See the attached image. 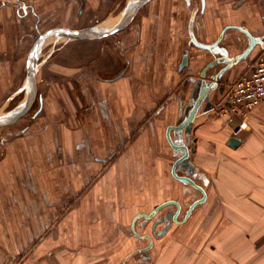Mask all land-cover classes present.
Returning a JSON list of instances; mask_svg holds the SVG:
<instances>
[{"label":"crops","instance_id":"crops-1","mask_svg":"<svg viewBox=\"0 0 264 264\" xmlns=\"http://www.w3.org/2000/svg\"><path fill=\"white\" fill-rule=\"evenodd\" d=\"M150 1L152 6L143 10L144 4L127 25L138 16L132 45L113 46L122 58L108 45L110 64L96 65L97 73L88 75L94 83L90 91H75L71 98L69 90H61L65 95L58 103L49 89V115L57 104L72 113L60 107L66 120L59 123L50 115L48 139L40 144L36 136L15 138L0 156V264H264V103L242 122L201 109L191 133L171 130L173 140L189 144L191 176L206 192L187 217L203 193L175 176L180 151L167 136L168 127L182 119L181 102L190 101L194 80L221 56L195 41L213 43L226 29L219 45L235 56L250 44L245 29L260 38L222 76L213 101L231 87L242 70L237 64L253 61V66L264 57V0ZM2 44L0 36V57ZM30 51L17 91L27 96ZM104 69L112 78L100 75ZM232 135L239 144H230ZM179 173H185L182 167ZM173 201L181 204L178 220L159 222L154 231L159 217L177 211Z\"/></svg>","mask_w":264,"mask_h":264},{"label":"rangeland","instance_id":"rangeland-1","mask_svg":"<svg viewBox=\"0 0 264 264\" xmlns=\"http://www.w3.org/2000/svg\"><path fill=\"white\" fill-rule=\"evenodd\" d=\"M127 1L0 0V6H2L0 10L3 11L0 19V36L3 39L2 46L4 50L2 57H0L2 59V63H0V114L21 106L27 99L25 91H19V93L17 91L21 89L25 81L28 52L38 39L40 32L55 26L83 28L99 25L110 18L117 20L120 18ZM152 3L151 1L146 3L143 10L150 8ZM137 20L138 16L129 27L126 26L114 36L103 39L68 40L64 37L58 40L55 37L49 38L50 40L42 46L37 80L38 92L31 108L17 122L0 126V156L10 151L11 143L14 142L15 138L27 136L32 138L36 136L40 139V144H42L43 138L48 139L51 135L50 129H48V124L51 121L50 115L52 120L55 118L54 121L59 123L66 120L63 118L64 113L66 115L72 113L70 109H62L61 105L57 104L55 113L49 115L48 102L46 101L49 89H51V93H54V99L58 103L62 98L59 95L61 94L63 97L65 95L61 90H69L71 98H73L75 91L83 89L90 91L94 83L88 75L92 76L97 73L96 65L107 68L110 64L108 54H106L109 46L116 53L117 51L113 46L118 48L123 42L127 48L132 45V41H130V38L133 40L131 30L132 27H135L134 24ZM91 44L94 48L91 47ZM97 44L98 50L95 48ZM49 54H51V58H48ZM117 54L119 55L118 52ZM123 55H119L120 58ZM252 62L237 64L242 70L237 71L236 77L249 71ZM107 70L104 69L103 72H100V75L105 78L108 76L112 78L114 74L108 73ZM239 72L241 73L239 74ZM41 94L45 97V106H42ZM222 94L217 93L216 97L222 96ZM85 104L87 102L84 100V110ZM60 107L61 112L64 111L62 115L59 114L61 113L59 112ZM79 116L78 113L76 117L79 118ZM55 131L59 132L58 129ZM16 147L20 152L26 149L21 144L16 145ZM39 147L42 152L43 145H39Z\"/></svg>","mask_w":264,"mask_h":264},{"label":"water","instance_id":"water-1","mask_svg":"<svg viewBox=\"0 0 264 264\" xmlns=\"http://www.w3.org/2000/svg\"><path fill=\"white\" fill-rule=\"evenodd\" d=\"M150 0H137L131 2L127 9L124 12V16L113 26L108 28H99L98 25L93 26H87L83 28H71V27H54L50 28L44 32H42L38 39L35 41L29 57H28V96L25 102L16 110H13L11 112H8L0 117V126L4 125H10L15 122H17L19 119H21L31 108L32 103L34 102V99L37 96L38 92V86L36 81V74H37V60H38V54L40 47L42 46L43 42L50 38V37H56L58 39L60 38H67V39H98V38H105L108 37L111 34L116 33L117 31L121 30L125 26H127L136 15V12L147 2ZM226 29L222 32L219 39L213 43H199L197 41L196 44L202 48L209 49L211 52H220L221 56L214 58L210 62H208L204 68L201 71L200 77L195 79L193 82V86L191 88V94H190V101L185 104L182 100L181 107L183 111L182 119L178 124L170 125L168 127L167 136L169 138L170 143L172 144L173 148L177 151H180V155L175 160L173 164V172L176 177H178L183 182H188L192 184L199 192L203 193V196L195 200L193 204L190 206L186 217L190 215L193 208L196 204L202 202L206 197L205 189L202 185L198 184L197 181L191 176L194 172V166L190 162V146L188 143L183 142L181 139L179 141H175L171 137V130H176L179 134H182L184 132L191 133L193 129V124L198 116L200 110L203 111H209L213 107V100L212 95L215 90L219 88L220 81L222 79V76L226 73L227 70H229L237 61H240L247 57L249 53L252 51L254 46L258 41H260V38L255 37L249 30L245 29V32L250 37V44L246 48L245 51H243L240 54H237L235 56L230 55V51L225 46H220V42L222 41ZM188 61V53L184 55V62L182 65L187 64ZM220 64H224L220 69L213 72L210 76L208 75V70L214 67H217ZM209 79V80H208ZM186 110V114L184 112ZM230 144L237 145L240 143V139L232 135L229 139ZM184 169V174L179 173V168ZM170 202H166L165 204L159 206L157 209H155L151 213L145 214L147 219H150L154 217L158 212L161 211V209L169 204ZM178 204V209L175 212H171L170 214L166 216L159 217L156 222L153 225V230H156V227L159 222L167 221L169 219L178 220V216L181 211V204L179 202H172ZM167 229L165 228V231ZM150 238V236H148Z\"/></svg>","mask_w":264,"mask_h":264},{"label":"built area","instance_id":"built-area-1","mask_svg":"<svg viewBox=\"0 0 264 264\" xmlns=\"http://www.w3.org/2000/svg\"><path fill=\"white\" fill-rule=\"evenodd\" d=\"M261 103H264V57L249 71L238 75L227 93L214 99L212 109L234 118L239 116L242 122Z\"/></svg>","mask_w":264,"mask_h":264},{"label":"bare ground","instance_id":"bare-ground-1","mask_svg":"<svg viewBox=\"0 0 264 264\" xmlns=\"http://www.w3.org/2000/svg\"><path fill=\"white\" fill-rule=\"evenodd\" d=\"M120 19H121V18H120ZM118 21H119V20H118ZM118 21H117V22H118ZM117 22H116V23H117ZM114 24H115V23H114ZM114 24H112V25H110V26H107V27H99V26H98V27H99V28H108V27L113 26ZM50 38H51V37H50ZM52 38H53V37H52ZM48 39H49V38H48ZM48 39H46V40H48ZM46 40H45V41H46ZM45 41H44V42H45ZM44 42H43V43H44Z\"/></svg>","mask_w":264,"mask_h":264}]
</instances>
